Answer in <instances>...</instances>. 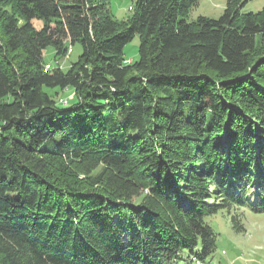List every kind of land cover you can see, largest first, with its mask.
Wrapping results in <instances>:
<instances>
[{
	"label": "trees",
	"instance_id": "1",
	"mask_svg": "<svg viewBox=\"0 0 264 264\" xmlns=\"http://www.w3.org/2000/svg\"><path fill=\"white\" fill-rule=\"evenodd\" d=\"M199 1L0 0V264H204L264 212V8Z\"/></svg>",
	"mask_w": 264,
	"mask_h": 264
},
{
	"label": "rangeland",
	"instance_id": "2",
	"mask_svg": "<svg viewBox=\"0 0 264 264\" xmlns=\"http://www.w3.org/2000/svg\"><path fill=\"white\" fill-rule=\"evenodd\" d=\"M227 0H200L190 13V19L195 20L198 16L208 18H219L225 8ZM133 0H110L111 14L118 20H126L132 14ZM264 8V0H247L242 12L256 13ZM36 21L37 28L41 26ZM68 44L67 54L63 57H56L55 49L50 46L44 52L46 64L67 71L71 64L79 59L82 54V46ZM139 36L131 40L124 49L125 59L132 62L138 59ZM72 47V51L69 48ZM46 66V65H45ZM74 96L71 89H66L58 95L59 104H67ZM177 187V185L175 186ZM212 228L217 232L216 252L204 264H264V212L245 211L244 231L236 232L232 228L230 218L226 213L219 212L207 218Z\"/></svg>",
	"mask_w": 264,
	"mask_h": 264
},
{
	"label": "bare ground",
	"instance_id": "3",
	"mask_svg": "<svg viewBox=\"0 0 264 264\" xmlns=\"http://www.w3.org/2000/svg\"><path fill=\"white\" fill-rule=\"evenodd\" d=\"M45 68H46V70H49L50 69V66H46Z\"/></svg>",
	"mask_w": 264,
	"mask_h": 264
}]
</instances>
